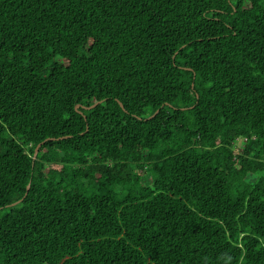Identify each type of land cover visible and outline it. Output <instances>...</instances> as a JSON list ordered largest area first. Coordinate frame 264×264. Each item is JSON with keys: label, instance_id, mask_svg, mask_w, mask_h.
I'll return each instance as SVG.
<instances>
[{"label": "trees", "instance_id": "1", "mask_svg": "<svg viewBox=\"0 0 264 264\" xmlns=\"http://www.w3.org/2000/svg\"><path fill=\"white\" fill-rule=\"evenodd\" d=\"M0 264H264V0H0Z\"/></svg>", "mask_w": 264, "mask_h": 264}, {"label": "water", "instance_id": "2", "mask_svg": "<svg viewBox=\"0 0 264 264\" xmlns=\"http://www.w3.org/2000/svg\"><path fill=\"white\" fill-rule=\"evenodd\" d=\"M94 106H95V105H93L91 108H93ZM76 108H78V106H76L75 109H76ZM39 148H40V145H38V146L35 148V150H34V158H35V156H36V154H37ZM28 189H29V186H27V188H26V193H27Z\"/></svg>", "mask_w": 264, "mask_h": 264}]
</instances>
